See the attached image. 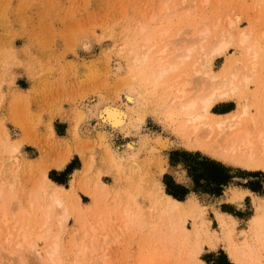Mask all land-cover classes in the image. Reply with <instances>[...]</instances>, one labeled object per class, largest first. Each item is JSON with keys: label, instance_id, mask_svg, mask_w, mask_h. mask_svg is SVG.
Here are the masks:
<instances>
[{"label": "rangeland", "instance_id": "374dc122", "mask_svg": "<svg viewBox=\"0 0 264 264\" xmlns=\"http://www.w3.org/2000/svg\"><path fill=\"white\" fill-rule=\"evenodd\" d=\"M242 32L248 41L240 46ZM222 39L231 45L204 64L202 51ZM159 55L182 62L156 86ZM233 69L255 73L210 112L225 118L244 100L260 122L264 0H0V264H264V171L199 147L204 135L191 133L171 108L176 88L186 84L194 97L204 73ZM131 88L143 104L128 108L124 132L98 122L97 105L126 108ZM54 117L66 121L63 134ZM128 143L138 144L135 153ZM66 153L78 169L65 187L51 180L65 182L70 159L59 168L51 163ZM181 153L230 169V183L219 196L203 179L193 184ZM162 182L184 187L187 198L172 207ZM51 243H58L55 254Z\"/></svg>", "mask_w": 264, "mask_h": 264}, {"label": "bare ground", "instance_id": "6f19581e", "mask_svg": "<svg viewBox=\"0 0 264 264\" xmlns=\"http://www.w3.org/2000/svg\"><path fill=\"white\" fill-rule=\"evenodd\" d=\"M201 31H203V30L198 31V36L196 39H198V41L203 43L205 38L200 39L201 37H199L202 35ZM243 32L239 34V37L237 40L238 45H240V46L244 45L245 43H247L246 41H248L247 35L244 34ZM206 33H208V32L206 31ZM203 37H205V36H203ZM204 43H205V41H204ZM233 43H235V42L233 41ZM214 44H216V45H214V47H209V48H211V51L209 52V54H207L208 52H206V54H205V52L202 51L203 49H201V47H200V49L202 51V55L201 54L200 55L203 57L204 64L207 63V61L212 62V60L215 57L217 58L222 53H224L225 50L231 45V41L227 42V41H224L222 39L221 42H218V43L214 42ZM245 48H247V47H245ZM248 48L252 50V48H250V47H248ZM248 48L245 51L246 55H247ZM184 52H187L190 55L191 49H186V51L183 50V53ZM252 52H253V50H252ZM252 55H254V57L252 59L250 58V60H252V61H250L249 64L246 66L250 70H254V68L256 66V64H255V59H256L255 53ZM161 56L162 55H159L156 58V60L151 59L155 64L154 70H156V74L154 75V77L150 76V78L153 77L155 80L154 81L152 79L153 85L155 84L154 82H156V84H157L166 74H169L170 72L172 73L175 70H177L179 64H181V62H182V61L179 62V60H180L179 56H176V57L174 56L175 58H172L171 60H167V61L163 62L164 59H161ZM183 57H184V59H187V57H189V56L187 54H183ZM148 59H149V55L147 54L144 56V61L148 60ZM202 65H201V67H202ZM234 65L236 66V64H234ZM203 68H205V67L203 66ZM233 70L234 71H232V72L227 71L224 74L222 71L223 75L221 74L219 76H209L208 72L204 73L203 75L207 78V80H206V82H204V86L202 85L203 88L201 89V93L194 95V97H190L189 95L186 96V94H185L186 93L185 92L186 84L185 85L183 84V86H181L180 88H176L177 98L173 103L174 107H171V108L178 110L179 113L185 118V122H186V126H187V127L186 126L185 127L190 128L191 133H194V134L201 133L202 135H204L205 138H203V140H204L203 142L206 143V145H199L198 143L195 142L196 145L198 144L199 147L205 149L208 153H210L213 156L218 157L224 161L232 162L238 166H242V167L247 168V169L264 171V118L260 122H257L256 119L250 117V114L248 111V105L245 103L244 100H243L244 103H242V105L240 107L238 106V109L234 113H232L228 116H225V118H222L224 116H217V115L212 114L210 112L211 107H213L217 103L225 102V101L227 102L228 100H230L235 95L238 88L240 87L239 86V85H241L240 83L244 82L247 84L249 77L255 73L253 71L254 73L252 72V74L249 75V77L246 75H245L246 77H244V76L241 77V75L239 76L240 67H239V71L235 70V69H233ZM242 72H244V70ZM194 73L196 75L200 74L199 71H195ZM161 82H162V80H161ZM242 85L244 88L243 83H242ZM156 86H158V85H156ZM171 88L173 89L172 86L170 87V89ZM133 91H135V90L131 88V91L125 95L124 101H126V102L123 104L126 105V108L123 107V109H122V106H121L122 110L120 109V107L113 106V105H111V106L107 105V107H105V108L103 107L104 109H102L101 107H99V105H97L98 106L97 108H99L97 110V111H99V113L97 112L98 116L95 114L97 116V119H98L97 121L100 122L102 125L109 126V128L114 132H120L121 133L124 129H126L127 125L129 124V114L127 112L128 108H139L140 109L142 107V104H143L140 96L135 93L136 91L135 92H133ZM193 92L195 93L197 91L194 90ZM128 103H130V105H128ZM263 110H264V105H263ZM138 112H140V110ZM137 115H139V113ZM142 117H143V115H142ZM142 117L139 116V118H137V119H140V122H141V120L143 119ZM246 118L249 120V122L245 123L244 120ZM142 122H143V120H142ZM142 122H141V124H142ZM137 143H128L126 145L125 149L135 153L136 149H137V145H138ZM67 152H69V151L67 150ZM57 153H60V151L59 152L57 151ZM57 153H56V156H57ZM126 154H128V153H126ZM59 156L60 155H58V158H59ZM55 159H56V157H55ZM60 159H61V157H60ZM69 159H70V155L67 154L61 160H58L56 162L54 160L55 163H51V164H53L52 166L54 168H59V167L64 166L65 163ZM165 198H167V197H165ZM167 199L172 203V207H174L177 204H180V203H177V202L171 200L169 197ZM54 201H55V199H54ZM61 201L62 200H60V199L59 200L56 199V201L54 202V203H56L55 206L57 207V209H59L58 207H61L63 205V203ZM75 203H78V202L75 201ZM166 204H167V202H166ZM258 204H259V201H258ZM163 206H164V204H163ZM76 208H77V206H76ZM61 210H62V208H61ZM65 210H63V211H65ZM65 212H62V213L65 214ZM123 212H125V211H123ZM126 213H128V212H126ZM126 213L125 214L123 213V214L126 216ZM65 217H66V215L64 216V218ZM127 217H128V215H127ZM62 218H63V216L61 215L60 219L62 221L60 219H58V221L63 222ZM58 221H57V225L59 223ZM64 221H66V220L64 219ZM128 221H129V219H128ZM51 244H53L52 245L53 250H51V251H53L52 253L55 254V252H56L55 248H54L55 243H51ZM57 244H55V246H57ZM195 244L197 246L198 243H195ZM199 244H200V241H199ZM29 246L31 248V245H29ZM32 246H33V244H32ZM200 247L198 248L197 251H200ZM34 249H35V247H34ZM56 249H57V247H56ZM235 249L236 250H233L234 256L233 255L232 256L235 257V260L238 263L241 261H244V259L241 260V257L237 252L238 248L236 247ZM33 250H32V252H33ZM250 250H251V248H250ZM52 253L50 254V252H49L47 255L45 254V256L49 255L48 257H51L52 255H54ZM195 253H197V252H195ZM34 254H35V257H37L36 252ZM56 254H58V253H56ZM101 257H103V256H101ZM48 260L50 261V258H48ZM58 263H60V262H58ZM50 264H52V263L50 262ZM255 264H257V261L255 262Z\"/></svg>", "mask_w": 264, "mask_h": 264}, {"label": "trees", "instance_id": "16d2710c", "mask_svg": "<svg viewBox=\"0 0 264 264\" xmlns=\"http://www.w3.org/2000/svg\"><path fill=\"white\" fill-rule=\"evenodd\" d=\"M178 155V153L172 154L173 157ZM181 156L186 160L185 169L187 170V173L193 184H196L198 180L203 179L205 182V186L209 189V191L207 192L211 195L219 196L222 191V188L230 183V169L225 168L219 164L212 163V161H209L207 159H199L195 154L181 153ZM207 168H210L212 170L208 171L206 170ZM49 179L51 180L50 177ZM51 181L55 182L58 185L64 186L63 183H59L54 180ZM162 183L164 184L166 195L179 202H182L187 198L188 191L184 187L173 183H170V186L166 182Z\"/></svg>", "mask_w": 264, "mask_h": 264}, {"label": "crops", "instance_id": "0c3cea01", "mask_svg": "<svg viewBox=\"0 0 264 264\" xmlns=\"http://www.w3.org/2000/svg\"><path fill=\"white\" fill-rule=\"evenodd\" d=\"M19 76H21V75H18V77ZM23 78H24V76H23ZM22 78V79H23ZM22 80L20 77L19 78H17L16 79V81L17 80ZM23 82H25L26 83V81L24 80ZM23 88H25V87H23ZM28 91V89H26V90H20V91H16V92H18V93H20V92H22L23 94H25L26 92ZM236 111V110H235ZM234 111V112H235ZM234 112H231V113H229V114H227V115H225V116H228V115H230V114H232V113H234ZM217 116H224V115H217ZM52 125L53 126H56V127H58V128H61L62 129V133L61 134H63L64 133V130L66 129V127H67V123H66V121H64V120H60V119H57L56 117H54L53 119H52ZM31 148L32 147H30V146H28V145H24L23 147H22V149H23V151H25V152H31ZM74 157H76V156H73L71 159H70V161L68 162V164L65 166V168L66 167H69V171L67 172V174H66V180H65V182H63V184H64V186H67V184H68V181H69V178H70V173L72 172V171H74V170H77L78 169V167L76 168V167H74V166H70L71 164H72V160L74 159ZM66 162V163H67ZM64 168V169H65ZM64 169L63 170H61V171H58V172H56V173H60V172H63L64 171ZM77 172V171H76ZM58 175V174H57ZM72 176H73V174H72ZM71 181V180H70ZM244 189V188H243ZM243 193H249V192H247V191H244ZM165 197H169V196H167V195H165ZM171 200H173V201H175V202H177V203H180L181 204V202H179V201H177V200H175V199H173V198H171V197H169ZM244 198H247V197H244Z\"/></svg>", "mask_w": 264, "mask_h": 264}]
</instances>
